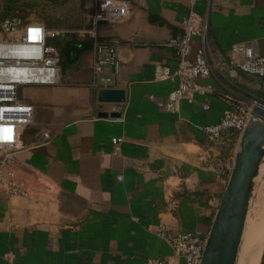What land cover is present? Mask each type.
Returning <instances> with one entry per match:
<instances>
[{
    "label": "crops",
    "instance_id": "crops-1",
    "mask_svg": "<svg viewBox=\"0 0 264 264\" xmlns=\"http://www.w3.org/2000/svg\"><path fill=\"white\" fill-rule=\"evenodd\" d=\"M88 1L91 23L96 1ZM130 1L127 17L96 25L100 37L121 40L122 68L112 85L126 89L124 102L98 100L94 50L63 70L60 82L20 89V99L35 106L16 151L24 162L18 178L29 192L11 193L0 183V264H147L151 256L180 264L182 257L157 233L161 224L168 233L210 230L240 135L229 134L221 146L204 126L233 102L264 93L260 76L229 62L235 41L264 54V0H199L206 24L193 39L192 55L207 43L213 70L202 81L214 90L192 100L188 93L179 110L158 104L176 83L157 79L155 70L157 63L178 62L166 41L183 32L186 0ZM90 27L62 32L82 39ZM100 109L121 114L101 116ZM46 127L53 135L41 143ZM262 238L257 264H264ZM239 254L235 264H243Z\"/></svg>",
    "mask_w": 264,
    "mask_h": 264
},
{
    "label": "built area",
    "instance_id": "built-area-1",
    "mask_svg": "<svg viewBox=\"0 0 264 264\" xmlns=\"http://www.w3.org/2000/svg\"><path fill=\"white\" fill-rule=\"evenodd\" d=\"M96 7L92 14L94 26L88 32L94 37V78L96 87L113 86L115 76L121 71L122 59L119 54L121 40L119 38H100L97 23L101 20H118L130 14V0H95ZM199 0H186L188 11L185 14L181 35L170 37L166 43L176 49L178 62L172 66L157 63L155 76L157 79H171L175 87L167 99L158 100V104L168 110H179L181 101L193 95L207 96L213 92L211 82L202 81L212 73V61L208 45L202 42L195 55H192L194 37L203 35L205 16L197 10ZM65 31L61 28H48L41 21L24 22L20 15H11L0 23V183L6 185L11 193L28 194L27 187L18 178V169L23 163L16 154L22 145L24 129L34 122L35 106L20 99V89L29 84H55L61 81L62 66L60 54L56 46L47 44L46 37L54 32ZM229 62L246 73L262 78L264 88V54L245 41L231 44ZM110 67V71L106 68ZM153 96V95H151ZM258 98L250 102H233L224 109L220 119L204 126L209 139L221 143L229 137L230 131L241 135L253 115V107ZM118 103V102H114ZM209 104L205 103L204 108ZM53 135L51 128H44L40 142H46ZM120 138L113 137L119 148ZM119 178L122 175L118 176ZM158 235L166 238L181 256L180 264H201L206 246L208 232L196 229H181L167 232L161 224ZM161 257H148L147 264H163Z\"/></svg>",
    "mask_w": 264,
    "mask_h": 264
},
{
    "label": "water",
    "instance_id": "water-1",
    "mask_svg": "<svg viewBox=\"0 0 264 264\" xmlns=\"http://www.w3.org/2000/svg\"><path fill=\"white\" fill-rule=\"evenodd\" d=\"M40 21V20H39ZM124 87H98L100 102H124ZM101 116H118V110L100 109ZM264 158V93L240 135L239 149L221 203L211 224L201 264H235L249 213L255 177Z\"/></svg>",
    "mask_w": 264,
    "mask_h": 264
},
{
    "label": "trees",
    "instance_id": "trees-1",
    "mask_svg": "<svg viewBox=\"0 0 264 264\" xmlns=\"http://www.w3.org/2000/svg\"><path fill=\"white\" fill-rule=\"evenodd\" d=\"M88 0H0V23L11 15H20L24 22L40 20L48 28H71L94 26L87 19ZM100 37V36H99ZM102 38V37H100ZM46 43L58 48L63 70L72 67L75 59L84 52L93 50L94 37L86 35L78 39L69 33L54 32L48 34ZM230 135H237L230 131ZM229 143H221V146Z\"/></svg>",
    "mask_w": 264,
    "mask_h": 264
},
{
    "label": "rangeland",
    "instance_id": "rangeland-1",
    "mask_svg": "<svg viewBox=\"0 0 264 264\" xmlns=\"http://www.w3.org/2000/svg\"><path fill=\"white\" fill-rule=\"evenodd\" d=\"M0 36H2V34H0ZM62 73H63V68H62ZM253 234L257 240H259L264 236V158L260 166V171L255 177L254 187H253L250 206H249V220L245 229V234L240 250L242 249V246L245 242L244 239H246L249 236H252ZM239 257L240 260H238V262L242 261L243 264H245L246 260L248 259V256L243 257L240 251Z\"/></svg>",
    "mask_w": 264,
    "mask_h": 264
},
{
    "label": "bare ground",
    "instance_id": "bare-ground-1",
    "mask_svg": "<svg viewBox=\"0 0 264 264\" xmlns=\"http://www.w3.org/2000/svg\"><path fill=\"white\" fill-rule=\"evenodd\" d=\"M248 220H249V213L247 215V220H246V223H245V228H244V231H243V236H242V240H241V243H240V247H241V244H242V241H243V238H244L245 229H246ZM244 240H245V242H244V244L242 246V249H241V255L243 257H247L248 256V259L246 260L245 264H257V262L259 260V257H260V251L262 249L263 238H260L259 240H257L255 238L254 234H253L252 236H249V237H247ZM240 247H239V250H240ZM238 254H239V251H238ZM237 258H238V255H237Z\"/></svg>",
    "mask_w": 264,
    "mask_h": 264
}]
</instances>
